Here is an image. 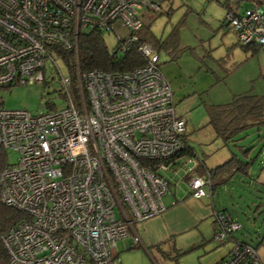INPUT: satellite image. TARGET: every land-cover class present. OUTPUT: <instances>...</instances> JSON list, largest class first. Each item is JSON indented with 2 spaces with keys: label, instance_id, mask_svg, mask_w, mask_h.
Listing matches in <instances>:
<instances>
[{
  "label": "built area",
  "instance_id": "obj_1",
  "mask_svg": "<svg viewBox=\"0 0 264 264\" xmlns=\"http://www.w3.org/2000/svg\"><path fill=\"white\" fill-rule=\"evenodd\" d=\"M250 2L225 19L239 43L264 45V0ZM140 10L161 4L0 0V85L44 83L49 62L65 102L36 113L0 107V147L18 154L0 169V200L24 215L1 236L9 264H118L116 241L165 211L164 173L188 141L157 53L149 42L138 45L146 62L127 71L81 72L77 60L79 31L116 32V24L130 31L117 38L116 52L124 53L144 24ZM58 51L72 54L74 81L60 72ZM184 178L191 196L211 195L209 174ZM212 215L215 239H233L239 222L221 210ZM233 241L217 264H264L255 246Z\"/></svg>",
  "mask_w": 264,
  "mask_h": 264
},
{
  "label": "rangeland",
  "instance_id": "obj_2",
  "mask_svg": "<svg viewBox=\"0 0 264 264\" xmlns=\"http://www.w3.org/2000/svg\"><path fill=\"white\" fill-rule=\"evenodd\" d=\"M236 0H159L162 12L142 11L145 17L143 26L135 31L151 43L158 55L161 73L169 82L174 109L177 116L185 120V135L191 154L178 157L180 163L164 173L171 181L173 191L184 193L187 189L184 171L198 161H205L208 167L222 163L230 156V150L239 154L232 142L224 144L215 137L207 122L205 103H218L229 100L237 93H264V45L256 50H243L234 30L222 25L226 15V2ZM227 2V3H228ZM252 7V2L242 0L240 11ZM264 8V3L260 4ZM226 22V21H225ZM178 25L177 43L169 37L170 31ZM127 27L116 24V32L104 31L102 37L108 50H113L119 36L129 33ZM169 37V38H168ZM157 39H168L167 47L157 48ZM158 49V50H157ZM62 75L68 74L62 59H56ZM59 75L54 67L46 65L45 82L34 84H14L0 88V107L25 109L36 113L46 109V104L64 106L59 95ZM245 137L238 141L244 148L251 146L248 158L253 162L247 174L236 172L224 183L215 185L211 198L217 209L227 208L240 228L234 233L239 239L257 248L264 259V130L259 138L253 129H248ZM241 157L242 154L240 153ZM17 152L7 149L6 162H15ZM169 192V191H168ZM167 192V193H168ZM170 192V193H171ZM170 193L164 195L166 200ZM214 217L209 216L187 232L180 234L163 254L157 255L158 264H213L219 257L216 251L225 255L232 247L233 240L219 242L214 237ZM123 237L122 239H124ZM120 240V239H119ZM129 241V240H128ZM127 241V242H128ZM131 241V239H130ZM117 243V244H116ZM116 245L124 248L122 242ZM118 252L116 260L120 264H142L143 258L150 264L140 248ZM115 252L119 247H114ZM113 249V251H114ZM143 256V257H142ZM82 264H92L85 259Z\"/></svg>",
  "mask_w": 264,
  "mask_h": 264
},
{
  "label": "trees",
  "instance_id": "obj_3",
  "mask_svg": "<svg viewBox=\"0 0 264 264\" xmlns=\"http://www.w3.org/2000/svg\"><path fill=\"white\" fill-rule=\"evenodd\" d=\"M240 1L242 0H236V2L232 5L227 1L228 3L226 2L225 4L226 12L228 10H232L236 13ZM156 12L161 13L162 8ZM225 21L226 19L223 20L221 24L228 25ZM177 30L178 25L174 26L168 35L175 41V44L177 43ZM167 41V38L164 40L156 38L155 45L157 48H166ZM144 42L147 41L138 35L137 39L130 44L124 53L118 54L116 52V46L111 51L107 49L100 31L94 29H83L79 31L78 36L77 60L79 69L81 72L93 68L105 71L130 70L135 66L142 65L146 62V57H144L137 49V46ZM240 46L245 51H254L260 45L252 43L242 44ZM62 54V59L66 63L65 65L67 67V71L70 74L71 80L74 81V63L72 62V54L68 52ZM11 85H14V83L0 85V88L10 87ZM51 104L52 103L46 104V107L48 108ZM204 106L207 115V122L211 126L215 137L221 139L224 144L232 142V145L236 146L239 150V154L230 150V156L222 163L217 164L214 167H208L203 160L196 165L195 171L203 173L204 175L209 174L210 179L215 178V185L217 186L227 181L236 172L247 174L248 168L253 162V158H248L251 146L244 148V145L238 144V141L247 135L245 133L248 129L255 130L257 136L259 138L262 137L260 132L264 130V93H237L233 94L229 100L224 102L205 103ZM187 144L188 147L182 151L180 155L191 154L190 145L188 142ZM240 153L242 154V157ZM5 162L6 150L0 147V169ZM216 186L212 184L211 194ZM223 211L233 218L227 208H224ZM23 216V213L9 205L4 204L0 200V264H9L8 255L1 241V236L10 225L20 220ZM235 237L236 235L233 234L232 238ZM260 241L264 242V236H262ZM223 258L215 261L213 264L219 263Z\"/></svg>",
  "mask_w": 264,
  "mask_h": 264
},
{
  "label": "crops",
  "instance_id": "obj_4",
  "mask_svg": "<svg viewBox=\"0 0 264 264\" xmlns=\"http://www.w3.org/2000/svg\"><path fill=\"white\" fill-rule=\"evenodd\" d=\"M143 20L145 23L146 18L143 17ZM199 162L200 161H198L197 163L195 162L196 164L190 166L188 170H185L183 177L186 174L190 173H197L204 176L203 173H198L195 171V167ZM175 163L176 167V165L180 163L179 159H177ZM213 180L216 179L212 178L211 183ZM169 183L170 189L168 193H170L172 191L171 189H173L170 180ZM211 195L195 198L191 196L188 186L184 193L180 194L176 193V191L171 192L170 196H167L166 200H163L164 205L166 206L165 211L160 215L153 216L143 221L134 223L133 227L130 228V234L124 239L118 240L119 242H122L125 247L123 248L122 245L118 246L119 244L116 245V243L115 247H119V251L117 250V252H115L114 249L113 255L117 257V255L119 254L118 252L123 250H130L132 248L136 249V246H138V248H140V253L142 251L144 252L146 258L150 261V264H158L155 259L157 258V255L163 254L166 247L170 245H172V247H175L176 238L180 234L187 232L202 221L205 222L209 216L213 217L212 211L217 208L214 207L212 201L209 200L211 198ZM208 197L210 198L208 199ZM213 231H215V223L213 225ZM135 235L138 236L139 242L134 241ZM234 239L241 240L237 236L232 240ZM229 250L227 251V253L229 252ZM216 252V255H218L219 257L217 260L227 255V253L225 255H221L219 251ZM119 262L120 264L122 263L121 260H119ZM146 263L147 261L143 258L142 264Z\"/></svg>",
  "mask_w": 264,
  "mask_h": 264
}]
</instances>
